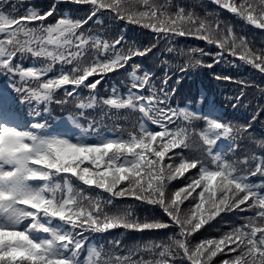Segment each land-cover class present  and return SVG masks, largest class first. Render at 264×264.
<instances>
[{
	"label": "snow or ice",
	"instance_id": "6c2138e0",
	"mask_svg": "<svg viewBox=\"0 0 264 264\" xmlns=\"http://www.w3.org/2000/svg\"><path fill=\"white\" fill-rule=\"evenodd\" d=\"M23 2L0 0V76L7 81L0 85V264H264V140L255 137L251 122L206 120L204 127H193L204 118L174 108V91L157 88L132 63L161 39L188 37L215 45V62L231 57L264 75V47L215 11L201 17L171 0H49L21 12ZM60 4L84 6L77 9L84 15L57 19ZM211 4L264 33V0ZM98 16L149 30L154 39L138 47L122 32L104 35L88 25ZM196 53L210 55L202 49L183 53L188 59L181 71L213 66ZM130 64L133 71L122 84L127 92L104 91L114 78L109 74L123 77ZM244 87L264 96V88ZM84 89L88 95L81 98ZM18 103L37 109L29 111L34 119L26 125L15 110ZM52 105H72L79 114L99 109L102 116L84 130L96 141L63 138L72 132L58 130L61 125L79 124L69 115L52 127ZM223 139L235 147L221 155L217 144ZM244 141L261 151L247 149ZM72 178L109 199L74 188ZM112 200L132 204L112 212ZM137 206H152L156 215H134ZM227 214L236 217L227 230L206 236L216 227L212 222L223 223ZM112 230L143 237L131 246L90 240ZM152 236L164 239H145Z\"/></svg>",
	"mask_w": 264,
	"mask_h": 264
},
{
	"label": "trees",
	"instance_id": "16d2710c",
	"mask_svg": "<svg viewBox=\"0 0 264 264\" xmlns=\"http://www.w3.org/2000/svg\"><path fill=\"white\" fill-rule=\"evenodd\" d=\"M25 1V0H24ZM27 1H25L26 3ZM163 2V0H162ZM172 4H178L186 8H193L198 15L203 17L206 13L215 11L218 18L229 26L241 28L243 32L247 33L249 38L255 42L257 47H264V44H261V41L264 40V33H261V30L253 29V26H242L239 22L235 21L233 14L228 13L227 10L218 9L216 5L211 4V0H171ZM42 3H45L44 1ZM46 4V3H45ZM66 7L58 8L56 18H62L68 16L73 19H78L84 15V12L78 11L77 9H82L84 6H75L71 4H60V6ZM35 7L43 8L40 2H28L27 6H21L20 10L25 11L26 8ZM49 20H52L50 17ZM88 25H91L93 28L98 30L104 35L109 33L120 34L122 32L124 40L129 44H135L139 46H145L149 43L150 39H154L148 33L149 30H142L138 26L126 25L120 21H113L109 17L98 16L94 17L88 22ZM86 25V27L88 26ZM131 35H133L137 41L134 42L131 40ZM188 41V43H187ZM172 49V51H169ZM193 49H202L205 53L210 55H205L203 57L199 56V53H196V57L202 59L203 63L213 65L212 67H195L190 68L187 71H181L180 68L182 65H185L188 57L183 55V53H191ZM219 50L215 45H209L204 41L195 40L188 37H180L174 41H168L167 39H161L155 42L152 47V51L146 56H138L135 61L132 62L138 66V74H148L150 70L161 71L162 64H166L162 71L158 74L159 78L151 79L154 86L157 88H163L165 90L174 91V95L169 97V100L175 104L185 105L184 109L197 113L199 116L203 117V121H196L193 127L202 128L205 126L204 121L206 120H218L219 122L234 123L239 125H246L252 123V127L255 126L254 130H251L256 138L264 140V136H256V126L258 131L264 133V110H261V106L264 105V96H261L257 93L255 87H247L244 85L259 86L264 88V75L258 73L252 66L240 62L234 61L230 58H225L220 60V62H215L216 53ZM169 56H174L176 60L175 65L170 64ZM178 65V66H177ZM59 66L57 65V68ZM124 71V70H122ZM133 71L132 64L129 65L127 71L124 73V76H118L116 74H109L114 78H108L103 85V90H109L112 87H116L122 93H126L122 84L127 79L130 78V74ZM217 77H231V80L228 79H218ZM167 81L165 85L164 82ZM246 92V95L242 100L237 102L235 97L239 96L241 92ZM62 94V90H61ZM81 98H85L88 95V90L82 91L79 93ZM211 97H215L216 102L222 103L225 107L224 116L221 118L212 117L211 108H206V102L209 101ZM28 105L17 104L16 111L22 117L23 120L31 121L33 117L28 115L29 111L27 110ZM53 111L51 116L48 117L49 123L52 125L54 117L57 113L62 110H71L74 109L72 105L51 106ZM86 116L88 119L96 118L97 120L102 116V112L98 109L96 110H85ZM255 118V119H254ZM40 122H44L43 118L40 119ZM105 123H111L105 119ZM263 127H260V125ZM107 129L102 128L101 132H105ZM264 135V134H262ZM90 135H83L81 132L77 135L80 140H83V143H93L96 141V138L89 137ZM229 140V139H228ZM231 141V140H230ZM243 144L247 149L253 151H261L257 148L255 144L244 141ZM235 146L232 144L231 147L227 148L225 152L230 151L231 148ZM217 152L222 154L220 148H217ZM190 174V173H189ZM259 182V181H257ZM173 183H178L174 181ZM72 184V183H71ZM73 185V184H72ZM188 202H185L187 204ZM152 206H148L147 215L152 216L156 215L155 212L149 211ZM143 208H140V214ZM134 215H137L134 212ZM138 216V215H137ZM235 214H227L226 219L223 223H217L213 221L212 223L216 225L215 228H212L209 232L205 233L209 238H216L219 236L220 232L226 231L228 226L233 223L235 220ZM218 220L220 218H217ZM207 227V226H205ZM219 229V230H217ZM201 232L204 229L200 230ZM171 235V233H169ZM113 235H91L90 240L93 243L105 244L106 241L120 240ZM120 236V234L117 233ZM200 236V232L194 234V242H198L196 237ZM100 237H103L101 239ZM122 237H125L124 235ZM127 237V236H126ZM143 237V234L139 238ZM139 238H135L136 243L139 242ZM145 239L160 240L164 239L163 236H152ZM218 256L216 259H219Z\"/></svg>",
	"mask_w": 264,
	"mask_h": 264
}]
</instances>
